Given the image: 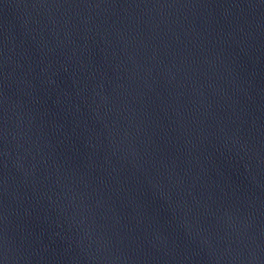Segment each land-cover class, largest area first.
<instances>
[{
	"label": "water",
	"instance_id": "95a60500",
	"mask_svg": "<svg viewBox=\"0 0 264 264\" xmlns=\"http://www.w3.org/2000/svg\"><path fill=\"white\" fill-rule=\"evenodd\" d=\"M0 264H264V0H0Z\"/></svg>",
	"mask_w": 264,
	"mask_h": 264
}]
</instances>
